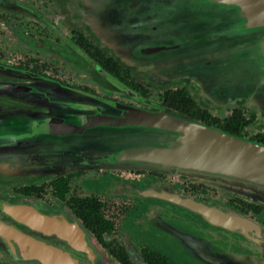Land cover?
Returning <instances> with one entry per match:
<instances>
[{
  "label": "flooded vegetation",
  "instance_id": "flooded-vegetation-1",
  "mask_svg": "<svg viewBox=\"0 0 264 264\" xmlns=\"http://www.w3.org/2000/svg\"><path fill=\"white\" fill-rule=\"evenodd\" d=\"M26 1L32 11L23 8L18 13L36 23L28 25L38 28L40 36L18 43L23 47V55H27L18 64L24 70L53 77L95 96L105 97L101 94L106 91L116 95V100L133 98L146 106L156 103L165 107L161 94L183 89L199 109L219 121L229 118L235 110L245 120L252 117V122L243 128L239 137L251 141H255L253 137L264 138V68L258 69L260 66L256 63L264 57L256 50L264 37V29L222 39L223 36L219 37L217 33L222 34L221 29L230 21L228 17L207 13L194 22L189 19L186 22L185 18L173 19L164 13L167 6L158 0ZM144 21L149 22L151 29H156L155 38L168 40L172 35L180 38L184 28L196 34H208V38L193 40L183 49H178L175 43L165 42L166 51L143 55L142 51L148 50L144 45L149 44L133 29L135 23ZM157 27L173 31L166 34ZM215 42L219 44L216 47ZM201 43L213 47L201 53ZM175 50V53L165 54ZM8 58L10 55L0 49V61ZM105 59L113 62L114 71L109 72L104 67ZM1 72L9 74V70L0 67ZM4 75H0V81L18 83V79ZM129 83L137 85L138 90ZM154 91H158L157 101L150 99ZM226 108L227 114H223ZM254 123L261 130L258 128L248 135L247 129ZM146 175L139 180L128 177L121 180L124 191L145 192V195L118 194L111 196L110 202L98 193L69 195L70 181L82 176L81 172L50 180L41 177L37 178V184L0 189V226L22 237V243L30 244L28 254L26 251L16 254L10 251L9 241L0 238V264H205L191 254L180 239L181 235L193 237L212 254L218 247L223 248L222 252L229 248L230 251L249 253L243 248L249 242L239 233L217 227L199 211L177 206L162 196L172 190L175 195L194 198L208 207L216 205L211 199L191 195L190 192L196 190L194 185L186 186V191H177L161 184L157 172ZM58 180L65 183L66 191L62 195H56L52 186ZM91 201L96 207H89ZM152 206H157L156 220L147 216ZM79 208L89 211L96 208L98 211L97 214L88 212L83 217L78 213ZM109 209L116 211L113 214L108 212ZM222 209L257 221L261 225L257 231L264 235L263 206L229 198ZM127 223L129 227H126ZM160 223L172 227L181 234L180 237L164 232ZM0 233L4 236L7 232ZM133 244L138 261L131 258L127 248ZM150 254L159 255L161 260L150 259Z\"/></svg>",
  "mask_w": 264,
  "mask_h": 264
},
{
  "label": "water",
  "instance_id": "water-1",
  "mask_svg": "<svg viewBox=\"0 0 264 264\" xmlns=\"http://www.w3.org/2000/svg\"><path fill=\"white\" fill-rule=\"evenodd\" d=\"M163 1L167 2L168 7L170 6L167 14L173 19L185 18L184 20L187 22L188 19L192 20V17H195L196 20L207 13H216L228 17L230 21L221 29L222 34L217 33V36H223L222 39L236 38L245 33L264 29V0ZM158 2L162 3L161 0ZM151 27V25L148 26L147 32L141 39H146L151 43L157 42V46L150 47L146 51L143 50V55L166 51L165 42L184 45L183 48H187L188 43L193 40L208 38V34H196L189 28L183 29L184 34H180V38L175 35L170 36L168 40L164 37L155 38L153 35L156 32L153 35L150 33L155 29H151ZM157 29L163 33L166 32V34L173 31L170 28L167 31L160 29V27ZM214 44L215 47L219 45L216 42ZM212 47L213 45L205 43L199 45L201 53H206ZM256 50L264 56V37L256 45ZM256 63L260 66L258 69H263L264 57ZM1 94L36 96L40 100L48 99L50 102L45 104V107L49 109L62 107L64 111L62 116L37 124L33 134L1 139L5 142L13 141V143L0 147V150L16 149L29 143L28 141H36V144L40 146V148L21 150L20 155L15 152L19 158H16L12 163L14 166L18 165L23 169L27 168L28 172H35L36 168L30 167L32 164L29 162V159H32L30 154L40 153L36 155L52 157V160L58 163L52 171L64 172L77 163L73 157L81 153V150H89L102 156L116 157L117 161L121 163L128 162L145 169L176 172L177 174L184 173L193 178L201 177L211 184H220L248 203L264 207V144L262 143L234 136L219 129L208 128L156 103H148L149 109L146 110L129 108L117 103L106 104L107 107L95 105L96 108L89 105L87 114L71 115L74 104L85 103L77 97L81 92L55 85H39L33 91H30L28 86H0ZM104 112L111 114L103 115ZM30 115L28 118L34 119L40 114ZM10 119L12 121L7 127H4V123ZM72 120L74 123H79V126H69ZM15 127H17V123L14 117L9 116L0 121V133L2 134L9 133ZM93 131L97 135L100 132L101 136H95ZM81 132L83 134L76 139V142L68 143L70 139H75L72 138L74 135ZM86 138L98 142L84 143L83 140ZM53 139L59 140L61 145L54 144ZM73 152L77 154H72ZM4 166L5 164L0 162V168ZM139 193L145 195V192ZM174 195L169 193V197H165V200L195 211L189 205L193 199L190 200L177 195L182 201L188 203L177 202L171 198ZM201 204L203 205V203ZM210 208L251 224L256 232L253 237H247L236 229L224 228L221 225L216 226L239 233L247 238L250 244L256 245L264 253V239L249 219L216 207ZM216 255L224 258L225 264H264V258L263 260L254 259L234 251H224L216 253Z\"/></svg>",
  "mask_w": 264,
  "mask_h": 264
},
{
  "label": "rangeland",
  "instance_id": "rangeland-1",
  "mask_svg": "<svg viewBox=\"0 0 264 264\" xmlns=\"http://www.w3.org/2000/svg\"><path fill=\"white\" fill-rule=\"evenodd\" d=\"M26 0H0V49L7 52L10 55L6 61H0V67L2 69L9 70V74H5L3 72L0 75L13 77V79H18V83H10L0 81V86H28L30 87V91H33L35 87L39 85H55L58 87H63L67 89H71L72 91L81 92L77 97L83 100L85 103L74 104L73 109L71 110V115H81L87 114L89 112L88 106L92 105L96 108L95 105H103L107 107L106 104L117 103L123 106H127L129 108H139V109H149V106L144 105L140 100L136 99H124V100H116V95L107 94L106 91H103L101 96L92 95L86 93L82 90L75 89L66 85L64 82H60L58 79L53 77H49L46 75H37L33 72H29L28 70H24L19 67L18 64H21L23 60L27 57V55H23L22 49L23 47L18 44L21 40L29 38L34 40L36 35L40 36V30L38 28H34L28 24L36 25L31 19H24L18 13V10L24 8V10L32 11V6L26 3ZM26 3V4H25ZM12 6V7H11ZM25 6V7H23ZM32 13V12H31ZM33 17V16H32ZM24 20V23L22 22ZM20 55V56H19ZM214 58V57H213ZM17 59H20L19 61ZM39 79V80H38ZM158 91L152 92L150 95V99L157 101ZM87 95V96H86ZM91 96V97H89ZM98 96V97H97ZM111 96V97H110ZM97 97V98H92ZM118 98V96H117ZM95 99V100H94ZM114 99V100H112ZM150 100V101H152ZM50 101L48 99L40 100L36 96H16V95H0V121L3 119H7V117H14L17 123V127L11 130L7 134L0 133V147L8 144H12L13 141L5 142L1 139L9 137L15 138V136H25L27 134H33L36 131L35 126L40 123L48 122L50 119L57 118L58 116H62L64 112L62 107H57L54 109H49L45 107V104H48ZM154 102V101H152ZM142 103V104H141ZM88 110V111H87ZM227 108L223 111V114H227ZM40 114L39 117L28 118V116ZM103 115H109L110 112H104ZM12 120L6 121L4 123V127H7ZM79 123H74L72 120L71 125L69 126H79ZM260 129L257 123H254L253 127L247 129L248 135L255 132L256 129ZM261 130V129H260ZM39 131V130H37ZM95 131H93V134ZM83 133H79L78 135H74L75 139H70L68 143L76 142L77 138L81 136ZM101 136L100 132L98 135ZM52 139L51 137H49ZM118 139L122 140V138ZM85 142H98L97 140H83ZM29 143L25 144L22 147H18L16 149H4L0 150V162L5 164L3 168H0V189L11 188L12 186H21L28 183L37 184V178H46V180L53 179L55 177L68 174V173H76L81 172L82 176L75 177L70 181V194L69 195H77L84 196L91 193H98L103 200L110 202L111 196H117L118 194H127L130 196H138L139 192L135 191H124L121 187V180H125L127 177L130 179H141L146 174H151L152 172H157L159 176H161V184H165L169 188L173 187L175 190H185L186 186L194 185L196 190L190 192L191 195L195 196V198L206 197L208 199L216 202V208H223V204L229 198H237L242 201L247 202L246 200L240 198L237 194L232 191L226 190L218 183L207 182L206 179L198 177L193 178L188 174H177L176 172L169 171H161V170H152L145 169L143 167H139L135 164H130L128 162L121 163L117 161L116 157L113 156H102L99 153H94L92 151L81 150V153L73 157L76 164L71 166V169H66V171H52L54 167L58 165L57 162L52 160V157L41 156L39 157L36 154L31 155L32 159H29V162L32 163L30 167L36 168L35 172H28V169L22 168L18 165L14 166L12 163L18 159L19 156L16 155L21 150H29L30 148H40L36 144V141H28ZM54 144H60L59 140L53 139ZM37 146V147H36ZM17 152V153H15ZM42 152V151H40ZM45 154V153H42ZM77 154V153H72ZM64 160V159H63ZM49 170V171H48ZM62 172V173H61ZM107 174L108 176H104L103 174ZM139 173L141 176L137 175ZM102 175V176H101ZM147 176V175H146ZM156 178V177H155ZM217 184V185H216ZM154 187V186H153ZM157 187V186H156ZM238 188V187H236ZM171 190V189H170ZM186 191V190H185ZM171 194H175L174 191H170ZM194 199V198H193ZM198 200V199H197ZM250 203V202H249ZM112 204H109V206ZM222 206V207H221ZM157 206H152V210L147 212V216H149L150 220H156L157 215L156 211ZM224 210V209H222ZM116 210L111 211L110 213H115ZM229 213H234L230 210H226ZM246 218V217H244ZM249 219V218H247ZM259 230L261 229V225L253 219H249ZM130 224L127 223L126 227H129ZM160 229L164 232L171 234L177 238L180 237L181 234L176 232L172 227L160 223ZM222 229V228H221ZM224 229V228H223ZM220 233V231H219ZM260 233V232H259ZM180 238L186 243L187 247L191 254L196 258L200 259L205 264H225L224 258L218 257L216 253H220L223 251V248L218 247L215 252L210 253L205 245L202 243H197L193 237L183 236ZM260 236L264 239V235L260 233ZM244 237V236H243ZM245 240L249 241L244 237ZM125 240H128L126 237ZM250 242V241H249ZM135 244V243H134ZM128 245V251L130 252L131 258L135 261H138L137 250L135 246ZM245 250L249 253H242L251 258L263 260L264 253L260 251L256 245L245 244L243 246ZM226 251H230L229 248H224Z\"/></svg>",
  "mask_w": 264,
  "mask_h": 264
},
{
  "label": "trees",
  "instance_id": "trees-1",
  "mask_svg": "<svg viewBox=\"0 0 264 264\" xmlns=\"http://www.w3.org/2000/svg\"><path fill=\"white\" fill-rule=\"evenodd\" d=\"M104 67L109 71L112 72L116 68V66L113 64L111 60L105 59L104 62ZM116 71V70H115ZM129 85L135 89L138 90L137 85H134L132 83H129ZM161 102L162 104L167 108L172 111H178L183 114V116H188L191 119L201 122L202 125L207 126V127H216L219 130L229 133L234 136H239L243 130L244 127L249 125L253 118L248 117L247 120H245L242 116V114L235 110L231 113L229 118L219 121L216 118H212L205 110L199 109L196 104L193 102V100L187 95V93L183 89H175L172 91H166L161 94ZM253 140L258 143L264 144V138H258V137H253ZM55 187L54 193L57 195H62L65 191V183L58 180L55 181L52 185ZM92 204V205H91ZM96 207V204H94V201H91L89 204V207ZM91 208V207H90ZM84 210L79 208V212L81 213L83 217H85V214L88 212H91L93 214H97V209L92 208L91 211ZM176 251V250H175ZM150 259L152 260H161V257L157 254H150L149 255Z\"/></svg>",
  "mask_w": 264,
  "mask_h": 264
},
{
  "label": "bare ground",
  "instance_id": "bare-ground-1",
  "mask_svg": "<svg viewBox=\"0 0 264 264\" xmlns=\"http://www.w3.org/2000/svg\"><path fill=\"white\" fill-rule=\"evenodd\" d=\"M150 194V193H149ZM174 195V194H172ZM162 196L168 198L169 194L167 193H163ZM177 195L171 196L172 199H174L177 202H181L182 199L178 198ZM191 200V199H190ZM183 203L185 201H182ZM196 202V203H195ZM188 203V202H185ZM192 206V208L195 211H199L201 214L204 215V217L210 221L211 223H214L216 225H221L224 228H231V229H236L238 232H240L241 234L246 235L247 237H253V235L256 233L254 227L251 224H248L246 221H243L241 219H237L236 217H232L231 215L228 214H222L219 213L215 210H213L212 208L206 206V205H202L201 203H198L197 201L193 202H189ZM12 208V207H11ZM14 209H22V207H13ZM6 212H10V215H12L14 218L19 219L16 215H13L11 210H9L8 208H4ZM13 210V209H12ZM13 212H18V210H14ZM0 231H4L7 232L4 234V236L1 235L0 233V238L4 239V240H8L10 243V251L16 254H21L23 251H26L25 254H28V249H29V243L24 244L22 243V241H20L22 239V237L17 236L15 233L11 232L9 229H6V227L4 226H0ZM21 238V239H20Z\"/></svg>",
  "mask_w": 264,
  "mask_h": 264
},
{
  "label": "crops",
  "instance_id": "crops-1",
  "mask_svg": "<svg viewBox=\"0 0 264 264\" xmlns=\"http://www.w3.org/2000/svg\"><path fill=\"white\" fill-rule=\"evenodd\" d=\"M161 2L163 3V5L165 6V4H166V6H167V2L165 3L163 0H161ZM170 7V6H169ZM169 7L167 6L166 8H165V10H164V13H168V11H169ZM161 10H162V8H161ZM166 11V12H165ZM192 21L194 22L195 21V17H192ZM135 26H134V29H133V32L134 33H138L139 35H141V38H143V36H144V34L146 33V31H147V28H148V26L150 25L149 24V22L148 21H144V22H137V23H135L134 24ZM159 28V27H158ZM160 29H161V27H160ZM154 32H156V29L155 30H153V31H150V33L153 35V33ZM163 33V32H162ZM148 42V41H147ZM152 42H154V41H152ZM148 44L149 45H144V46H146V48H150V47H155V46H157V42H154V43H151V42H148ZM179 46V48L178 49H182L183 47H184V45H178ZM142 47V46H141ZM177 49V50H178ZM177 50H175V51H170V52H166L165 54H172V53H175ZM179 51H181V50H179ZM160 53H162V52H160ZM140 56H143L142 54H139ZM161 75H163V73L161 74Z\"/></svg>",
  "mask_w": 264,
  "mask_h": 264
}]
</instances>
